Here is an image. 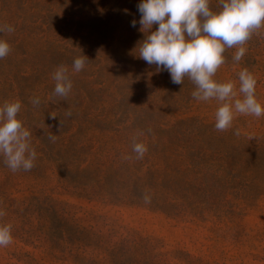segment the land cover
I'll use <instances>...</instances> for the list:
<instances>
[{
    "label": "rangeland",
    "instance_id": "374dc122",
    "mask_svg": "<svg viewBox=\"0 0 264 264\" xmlns=\"http://www.w3.org/2000/svg\"><path fill=\"white\" fill-rule=\"evenodd\" d=\"M140 2L0 0V25L15 28L0 33L11 45L0 59V105L20 100L18 119L31 132L37 153L27 172L13 173L0 157V207L7 213L0 222L12 225L13 236L12 244L0 248V264H79L78 244L58 238L62 223L89 233L84 243L91 245L84 250L92 264H143L158 253L151 264H264V195L189 199L172 190L193 178L185 147L209 134L206 127L215 125L219 105L193 99L192 82L171 84L163 78L167 70L157 71L138 57L135 49L144 36ZM210 8L219 10V0H210ZM261 33L248 41L238 64L232 59L236 49H227L214 79L235 81L238 91L237 74L248 68L264 106V29ZM81 54L88 62L73 73V59ZM61 64L69 68L73 89L66 99L50 98L52 74ZM34 97L38 107L31 103ZM177 124L184 127L174 130ZM132 126L160 147L138 174L127 173L129 160L123 159ZM227 131L264 140V116L237 115ZM49 133L57 136L55 142ZM183 138L189 142L173 145ZM195 146L207 147L199 141ZM146 192L170 215L144 204ZM124 239L152 254H109L113 242Z\"/></svg>",
    "mask_w": 264,
    "mask_h": 264
},
{
    "label": "clouds",
    "instance_id": "9594fccd",
    "mask_svg": "<svg viewBox=\"0 0 264 264\" xmlns=\"http://www.w3.org/2000/svg\"><path fill=\"white\" fill-rule=\"evenodd\" d=\"M140 13V31L144 33L138 42V57L148 65H155L157 71L167 70L174 84L184 83L187 77L195 86L191 96L197 101L215 100L219 105L215 111V129L227 131L237 115L264 116V106L256 97L257 79L248 68L238 72L239 88L236 82H218L214 79L217 70L226 62L224 53L235 48L232 57L239 63L247 52L246 44L253 35H261L264 29V0H219V10L210 8V0H141L137 5ZM133 20L131 26H136ZM158 25L156 30H152ZM15 28L9 24L0 25V33L11 34ZM11 52V45L0 36V59ZM82 54L73 59L72 72L79 73L87 63ZM55 86L50 98L66 99L73 89L68 66L61 64L52 74ZM40 105L39 97L31 101ZM22 104L19 99L5 101L0 105V157L13 173L31 171L35 166L37 153L31 144V132L18 119ZM71 116V111L66 110ZM53 118H55L53 116ZM151 134L152 130H147ZM235 134H239L238 131ZM145 132L139 131L132 137L133 155L125 160H141L145 157L147 145L138 138ZM57 136L49 133L48 139L55 142ZM145 204L151 203V195H143ZM7 215L0 207V221ZM13 243L12 225L0 222V248Z\"/></svg>",
    "mask_w": 264,
    "mask_h": 264
},
{
    "label": "trees",
    "instance_id": "16d2710c",
    "mask_svg": "<svg viewBox=\"0 0 264 264\" xmlns=\"http://www.w3.org/2000/svg\"><path fill=\"white\" fill-rule=\"evenodd\" d=\"M157 27L158 25H154L152 30H156ZM143 38L144 36L141 37L140 41ZM168 77L171 84H174L170 73H163V78ZM190 84V80H185L180 85ZM182 127H184V124H177L173 129L177 130ZM134 128L136 127L132 126L128 128L130 132L128 154L133 156L131 142L132 137L136 135ZM206 128L209 134L205 136L206 138L204 135H201L203 141L200 139L193 140L192 146L187 144L185 147L187 151L184 155L190 159L189 166L193 178L187 185L175 187L172 190L175 193L177 191L185 194L189 199H259L264 195V140L246 138L240 134H235L234 131H217L214 125H209ZM136 129L137 131H143L142 128ZM138 139L147 145L148 151L141 160L134 158L129 160L125 166L129 174L140 173L148 162L149 157L152 154H156L160 148L158 145L159 141L156 142L157 144H154V141L146 140L142 136ZM180 141L189 142V140H185L184 138L174 139L173 145L179 147ZM196 141H199L201 144L206 143L207 147H196ZM174 152L169 149L167 150V153L170 155L174 154ZM114 173L118 174L116 171ZM150 173L155 178L156 171ZM139 180L140 177L137 178V181ZM137 181H135L136 186H138ZM129 204L142 205L143 203L131 201ZM149 206L151 209L160 210L170 215L171 211H168L167 207L159 205L156 201H151ZM61 226L64 229H62L58 238L70 245L78 244V253L75 256L78 258L77 262H80L79 264H92V262H89L92 259L87 258V251L84 250L86 246L91 245V241L84 243L85 240L90 238L89 233L85 230L68 226L67 223H62ZM80 249H82L81 252H79ZM70 250H73L72 246H70ZM105 250L107 251V249ZM138 250H142L141 255L143 256L148 253L152 254L151 249L146 247L139 249L135 244H131V241L128 239L113 242L108 252L116 258H120L129 254H135ZM157 255L159 256L161 253ZM157 255L145 257L143 264H151Z\"/></svg>",
    "mask_w": 264,
    "mask_h": 264
}]
</instances>
